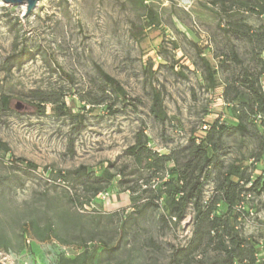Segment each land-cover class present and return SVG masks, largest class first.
<instances>
[{
  "label": "rangeland",
  "instance_id": "374dc122",
  "mask_svg": "<svg viewBox=\"0 0 264 264\" xmlns=\"http://www.w3.org/2000/svg\"><path fill=\"white\" fill-rule=\"evenodd\" d=\"M144 4L158 24L149 23ZM239 18L250 31H264V15L230 16L209 0H39L27 15L24 4L0 0L1 263L174 264L171 248L189 238L193 211L189 208L177 226L158 223L165 214L161 201L137 215L134 209L148 193L124 189L117 172L128 164L122 171L132 178L125 148L142 127L151 146L168 152L195 134L203 136V123H237L223 104L222 87L209 91L194 45L218 71L219 85L243 66L258 72L264 53L234 35L232 23ZM232 45L243 60L240 65L231 59ZM20 52L24 61L15 66ZM98 66L120 82L126 96L102 93ZM259 80L264 91V72ZM153 87L162 95L163 122L150 112ZM32 90L62 94L71 115H58L50 103L41 113ZM2 96L9 98L7 109ZM250 119L244 135L222 136L219 151L225 165L260 176V187L264 119ZM79 164L97 174L110 166L113 181L89 199L55 177ZM213 194L209 182L203 199ZM263 202L262 196H247L248 213L237 221L258 241L259 262H264Z\"/></svg>",
  "mask_w": 264,
  "mask_h": 264
},
{
  "label": "trees",
  "instance_id": "16d2710c",
  "mask_svg": "<svg viewBox=\"0 0 264 264\" xmlns=\"http://www.w3.org/2000/svg\"><path fill=\"white\" fill-rule=\"evenodd\" d=\"M209 1L212 5L220 6L222 11L229 12L230 16L238 13L264 15V0ZM144 6L149 15V23L158 24L159 20L153 10L145 4ZM232 25L231 29L236 37H246L253 50L259 54L264 53V31H250L251 26L240 18L235 19ZM194 46L201 60L209 91L222 87L223 103L236 117L237 123L229 125L219 120L213 124L206 123L208 129L203 136H191L184 145L172 148L168 152H160L151 146V138L142 127L135 132L134 141L125 148V154L131 159L132 178H125L122 169H126L128 164H124L117 172L121 177L119 185L132 192L142 189V192L148 193L146 199L134 209L137 215H143L152 206H160L161 201L165 210V214L158 219L161 226L167 222L177 226L189 208L193 211L189 238L184 245L171 248L169 260L174 264H264L258 261V241L237 227L240 216L248 213L244 208L247 196L252 194L264 197V180L259 187L260 176L246 174L236 164L225 165L219 151L224 134L238 132L244 135L249 131L248 118L264 119V91L259 80L260 74L264 72V57L259 58L261 70L258 72L243 66L239 71L232 72L231 76H225L223 84L219 85L218 71L203 56L202 49ZM21 53L14 56L15 66L21 65L24 61ZM230 54L236 64L243 63L234 45L230 48ZM220 66L223 67L221 64ZM11 67L12 64H9L7 70ZM97 73L103 84L101 88L103 94L108 90L116 95L126 96L125 89L115 77L99 66ZM31 92L32 99L37 101L36 107L41 113L45 110V104L50 103L58 115H71V109L66 106L62 94L37 90ZM151 96L150 112L153 117L163 122L166 113L161 92L153 87ZM1 105L8 108L7 96H2ZM261 148L264 149V143ZM19 160L24 161L23 158ZM169 163L172 164L171 167H168ZM109 165L112 166L111 163ZM26 166L30 169L36 168L32 162H26ZM110 166H106L97 174L89 171L85 164H79L63 174L58 171L55 177L71 182L90 199L105 190L113 181L115 173L110 171ZM165 174L168 175L167 178ZM209 182L214 185V194L204 200V187ZM219 204H223L225 209H219ZM262 205L264 206V202Z\"/></svg>",
  "mask_w": 264,
  "mask_h": 264
},
{
  "label": "water",
  "instance_id": "95a60500",
  "mask_svg": "<svg viewBox=\"0 0 264 264\" xmlns=\"http://www.w3.org/2000/svg\"><path fill=\"white\" fill-rule=\"evenodd\" d=\"M3 1L9 4H23L24 2H26L27 4L25 7V15H27L28 13H30L32 9H34V7L36 6V3L39 0H3ZM0 264H3V263L0 262Z\"/></svg>",
  "mask_w": 264,
  "mask_h": 264
},
{
  "label": "built area",
  "instance_id": "2783aa9c",
  "mask_svg": "<svg viewBox=\"0 0 264 264\" xmlns=\"http://www.w3.org/2000/svg\"><path fill=\"white\" fill-rule=\"evenodd\" d=\"M221 99H222V96H221ZM223 100V99H222ZM224 104V103H223ZM208 129V124H206V123H203L201 126H200V132H202V133H204L206 130ZM195 136H197V137H201L200 135H196L195 134ZM159 151V150H158Z\"/></svg>",
  "mask_w": 264,
  "mask_h": 264
},
{
  "label": "bare ground",
  "instance_id": "6f19581e",
  "mask_svg": "<svg viewBox=\"0 0 264 264\" xmlns=\"http://www.w3.org/2000/svg\"><path fill=\"white\" fill-rule=\"evenodd\" d=\"M23 4H24V6L26 7V4H27V3H26V2H24Z\"/></svg>",
  "mask_w": 264,
  "mask_h": 264
}]
</instances>
